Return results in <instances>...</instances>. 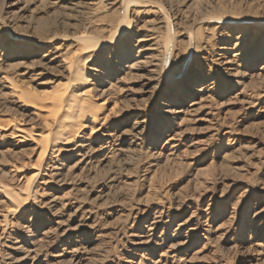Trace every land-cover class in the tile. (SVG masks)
<instances>
[{"label": "rangeland", "instance_id": "1", "mask_svg": "<svg viewBox=\"0 0 264 264\" xmlns=\"http://www.w3.org/2000/svg\"><path fill=\"white\" fill-rule=\"evenodd\" d=\"M0 264H264V0H0Z\"/></svg>", "mask_w": 264, "mask_h": 264}, {"label": "bare ground", "instance_id": "2", "mask_svg": "<svg viewBox=\"0 0 264 264\" xmlns=\"http://www.w3.org/2000/svg\"><path fill=\"white\" fill-rule=\"evenodd\" d=\"M122 25H125V23ZM81 41L85 42L86 40L82 38ZM86 44H84L83 48L81 49L82 54L84 55L89 54L87 59H85L84 63L80 65L79 64L76 65L75 63V65H72L71 67L69 66V69L73 70V81H71L72 83L71 86L74 89L79 88V86L82 87L86 84L87 80L85 79V77H83V74L86 71V65L91 62V59L93 58L96 52L94 49L95 47L92 48L90 45H86ZM141 63H142L141 61H136L137 65L140 64L141 66ZM88 91H85V92L83 91L79 95H74V90L69 92L68 88H66L61 92L55 93L50 98L48 102V108L45 111L43 109V111L46 114H48L51 117V119H53L51 131H49L50 134H48L46 137L42 136L43 134H40V141L34 142L33 140V143L36 144V151L39 152L38 154L41 158L42 156H44L45 154L49 152L48 150L51 146H57L58 144H63V143L67 145L73 140H76L77 138L79 139L78 135L81 133L82 129L86 126L87 123L94 125L90 130L91 131L90 136H96L100 132H102L103 126L109 117H105V119L103 118L104 120L103 123L98 124V122H100L99 117H98L99 114H101L99 111L100 109L96 108L95 104H92L90 102L88 95H87L89 93ZM63 105L66 106V109H64V111H63V108L65 106L63 107ZM99 108H101L100 105H99ZM55 124L57 127H54ZM15 130L18 133H20V135L21 133L23 134V131H21L19 128ZM12 132H14V130ZM15 135L18 136V134L16 133ZM27 137H30V136H27ZM40 170H41L40 168L37 170L36 175H41ZM10 198L11 200H13V202L16 201L14 203L18 204V206H23L25 204V203H22L23 199H21L18 196L12 195Z\"/></svg>", "mask_w": 264, "mask_h": 264}]
</instances>
